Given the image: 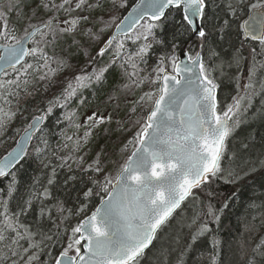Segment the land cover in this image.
<instances>
[{"label":"snow or ice","instance_id":"obj_1","mask_svg":"<svg viewBox=\"0 0 264 264\" xmlns=\"http://www.w3.org/2000/svg\"><path fill=\"white\" fill-rule=\"evenodd\" d=\"M110 3L117 10L127 7V0ZM26 7L30 11L25 12ZM103 7V0L0 3V77L17 74L12 79H0V136L18 114L21 92L32 95V80H50L67 64L54 54L60 40L70 38L72 46L80 48L78 35L97 42L101 33L115 26V32L92 58L91 71L82 68L68 79L60 93L39 110L40 114L31 116L15 147L0 157V178L10 177L6 190L0 189V264H43L41 254L53 236L39 224L33 230L21 221L34 204L38 205L40 219L46 218L55 226V235L62 231L66 236L52 264H141L146 250L158 237L163 239L160 234L171 228L174 219L188 229L187 237L182 229L175 233L157 249L158 261L188 264L189 256L196 257L198 243L212 233L210 225H219L230 200L239 195L233 191L217 208L212 203L217 197L212 184L222 181L240 185L264 168L262 158L233 166L236 152L228 147L257 98L264 112V0H140L123 18H99L97 22L103 27L97 33L95 25L86 27L91 16L83 13ZM221 11L228 18L216 26L217 32L222 33L230 22L237 24L239 43L227 58L211 46L212 31L207 27L210 12L218 16ZM13 13L24 22L23 35L18 36L16 26L9 22ZM166 25L171 29L167 35ZM129 40L136 45L135 51L126 48ZM246 45L248 56L243 55ZM154 48L161 51L149 67ZM106 53L111 58L97 67L96 60ZM246 60L249 65L245 75ZM114 66L121 70L124 83L107 103L116 101L115 110L120 107L121 95L132 97L127 101L131 104L128 118L115 121L120 133L131 135L122 142L119 161L105 162L102 152H98L88 162L85 149L93 132L113 123V116L97 108L81 120L79 109L87 107L84 90L103 86ZM232 68L236 71L228 78L234 81L236 94L231 103L221 106L218 81ZM57 108L63 110L57 122L65 127L59 133L60 142L53 147L45 126ZM242 146L248 148L247 143ZM29 155L49 169L46 183L36 178L28 198L17 205V211H10L9 202L18 184L14 169ZM226 155L227 166L223 163ZM108 163L115 167L109 170ZM74 167L87 175L91 186L83 192L84 202L73 211L54 198L51 189L59 170L72 173ZM77 179L69 175L65 183ZM97 197L94 210L90 209L89 203ZM197 203L203 207L186 218V207ZM72 216L79 219L62 228ZM259 219L264 227V215ZM247 230L257 231L251 223ZM210 244V264H218L220 241L212 236ZM240 251L245 264H264V236L254 245H242ZM173 254L174 261L165 260Z\"/></svg>","mask_w":264,"mask_h":264},{"label":"trees","instance_id":"obj_2","mask_svg":"<svg viewBox=\"0 0 264 264\" xmlns=\"http://www.w3.org/2000/svg\"><path fill=\"white\" fill-rule=\"evenodd\" d=\"M8 0H0V3H7ZM119 2V0H118ZM137 2V0H127V7L122 8L118 17L122 18ZM219 2V0H217ZM28 5H34L35 0H26ZM103 9H95L91 12L83 13V15L91 16V23H88L86 27H94V31L100 32V25L97 21L99 18L108 20L111 17L113 7L110 0H103ZM25 12L30 11L29 8L24 9ZM219 11V10H217ZM228 17L221 11L218 16L213 14L209 15L207 27L212 31L210 38V44L217 51L220 52L222 57L227 58L232 54L235 47L238 46L239 41L237 40V24L230 22V26L225 27L223 32H217L216 26L223 24V19ZM10 24L15 25L17 33L23 35L24 22L18 21L15 13L10 17ZM119 20H117V23ZM85 27V25H82ZM115 27V26H114ZM114 29V28H113ZM171 29L166 25L165 35L170 32ZM108 31L100 34V40L97 42L88 41L86 37L77 36L81 40V47L77 48L72 46L71 39L60 40L55 46L54 54L64 58L67 61L65 67L57 72V74L50 80L37 81L32 80L29 90L32 95L28 96L21 92L19 99V111L16 118L12 123L5 129L4 135L0 136V157H3L7 151H10L15 146V141L18 140L19 136L23 133V128L28 122H30L33 114H40L39 110L44 108L47 102L52 99L55 95H58L61 88L59 87V81H63L64 78L79 74L82 68H88L91 71L92 58L96 57V53L100 47L103 46L104 42L108 39ZM159 34V33H158ZM223 39H220V36ZM193 42L195 38H193ZM248 45L243 50V55L248 56ZM126 48L129 51H135L136 45L130 41H126ZM159 48H154L153 54L149 60V67L155 63L156 54L160 53ZM50 54L52 49H49ZM85 52L88 55H85ZM111 58L110 53H106L103 58L96 60V66L101 67L108 62ZM249 61H244L243 67L245 75L247 74ZM236 69H228V75L219 79L218 83L220 88L218 90V98L221 101V106L231 103L232 96L236 94L235 83L228 77L235 73ZM16 73H9L8 76H4L1 79H12ZM107 75L106 83L93 89H85L84 95L87 97V107H81L79 111L82 113L81 120L84 116L89 114L93 109H99L105 114L111 113L113 116V123L104 124L95 129L93 132V138L89 141L85 151L88 155L86 160L91 162L98 152H102V160L108 162L109 160H120L118 155L119 146H122V142L130 137V133L125 137L122 133L117 130L116 120H124L128 118L129 108L131 104L127 101L132 97H125L121 95L119 104L120 107L113 110V105L116 101L107 103L109 96L119 90V87L124 83V79L121 75V70L118 67L110 69ZM218 75V73H217ZM243 80L241 83L243 84ZM47 89V91H45ZM140 93L138 92L137 95ZM13 107H16V102H13ZM72 107H76L74 101ZM57 116L63 117V110L57 108L53 114L49 116L45 126V134L48 136L50 143L55 147L60 142L59 133L64 129L65 125L57 122ZM19 130V135L17 131ZM37 135H40L38 133ZM35 143V140L33 144ZM247 143L248 148H243V144ZM229 151L236 152V159L233 161V166L241 165L248 160H256L257 158L264 159V112L261 110V103L259 98L256 99L253 108L249 110L247 121L243 123L235 132L234 137L228 142ZM31 153V149L29 150ZM55 163V161H53ZM228 156L226 155L224 165L228 164ZM107 167L109 170L113 169L115 165L108 163ZM18 169V170H17ZM17 192L14 195L13 200L9 202L10 211H17V205L23 203V200L27 199L32 189V185L36 178H39L41 183H46L49 169H45L40 164L39 160L34 155L26 157L20 165L17 166ZM69 175H76L78 179L76 181H68L65 183L66 178ZM83 177V179H79ZM10 182V177L0 181V189L7 188V184ZM91 185L87 183V175L83 172L74 170L69 173L67 170H59L56 184L52 186V193L54 198L64 201V205L68 209L73 211L84 202L83 192L87 190V187ZM39 187V185H37ZM212 190L217 193V197L212 203L217 207H221L223 198L230 196L233 191L239 193L238 197L230 200L229 207L224 210L221 216L219 225L211 224L212 233L206 235L196 246L197 254L196 257L189 256L187 258L188 264H210V257L213 254L210 240L214 236L220 241L219 245V260L218 264H245L244 258L241 256L242 245H254L261 236H264V227H261L260 216L264 215V209L261 205H264V168H259L258 171L254 172L251 176L247 177L245 181H242L240 185H227L222 181H216L211 186ZM201 199L203 194L200 193ZM98 197L89 203V208L93 209V205L96 204ZM51 203V202H47ZM203 205L197 203L195 205H189L186 207L184 216L191 217L198 209ZM94 210V209H93ZM255 218V219H254ZM55 219V216L53 217ZM79 219V216H72L64 222L62 228L65 226L73 225ZM21 221L29 225L35 230L37 224L43 231L48 232L53 236L51 241H46L45 251L41 254V261L43 264H52V257L56 256L61 250V245L65 243L66 236L61 231V235H55L57 229L51 221L41 220L38 213V205L33 206V209L26 215L21 216ZM59 223V221H57ZM255 225L257 231L253 233L248 232L249 224ZM172 226L169 229H165L164 233L158 237V241L153 243V246L146 252L144 259L141 264H159L157 257V249L165 244L169 239L181 229L185 238L187 237L188 229L184 227L179 220H173ZM51 253V255H48ZM175 254L172 257H165L166 261H174Z\"/></svg>","mask_w":264,"mask_h":264},{"label":"rangeland","instance_id":"obj_3","mask_svg":"<svg viewBox=\"0 0 264 264\" xmlns=\"http://www.w3.org/2000/svg\"><path fill=\"white\" fill-rule=\"evenodd\" d=\"M122 9V8H121ZM121 9H119V10H117V9H114L113 8V11L111 12V17L112 16H115V17H118V15H119V13H120V11H121ZM113 28H114V26H110L109 27V29L107 30L108 31V33H111L112 32V30H113ZM18 36H20L19 35V33H16ZM130 41V40H129ZM131 42V41H130ZM132 43V42H131ZM72 76H70V77H66V78H64V80L63 81H59V87H57V89H59V88H63L64 87V84L67 82V80L68 79H70ZM131 135V134H130ZM130 138V137H129ZM122 146H119V150H118V155H119V151H120V148H121ZM119 157H120V155H119ZM110 169V168H109Z\"/></svg>","mask_w":264,"mask_h":264},{"label":"water","instance_id":"obj_4","mask_svg":"<svg viewBox=\"0 0 264 264\" xmlns=\"http://www.w3.org/2000/svg\"><path fill=\"white\" fill-rule=\"evenodd\" d=\"M139 3H140V0H137V2L135 3V5H134L132 8L136 7V5L139 4ZM132 8H131V9L125 14V16H127L128 13L131 12ZM114 32H115V28H114V30H113L112 33H114ZM111 35H112V34H111ZM111 35H110V36H111ZM193 38H195V37H193ZM0 78H1V77H0ZM37 134H38V133H37ZM21 135H23V133H22ZM21 135H20V136H21ZM20 136H19V138H20ZM19 138H18V140H19ZM33 141H34V140H33ZM14 147H15V146H14ZM29 150H30V149H29ZM14 170H15V169H14ZM7 178H8V177L0 178V181H3V180H5V179H7ZM154 242H155V241H154ZM154 242H153V243H154ZM148 250H149V249H147L146 252H147ZM145 254H146V253H145Z\"/></svg>","mask_w":264,"mask_h":264}]
</instances>
